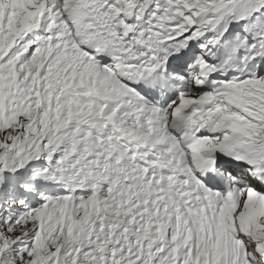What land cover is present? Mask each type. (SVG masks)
I'll list each match as a JSON object with an SVG mask.
<instances>
[{
    "label": "snow or ice",
    "instance_id": "1",
    "mask_svg": "<svg viewBox=\"0 0 264 264\" xmlns=\"http://www.w3.org/2000/svg\"><path fill=\"white\" fill-rule=\"evenodd\" d=\"M0 264H264V0H0Z\"/></svg>",
    "mask_w": 264,
    "mask_h": 264
}]
</instances>
